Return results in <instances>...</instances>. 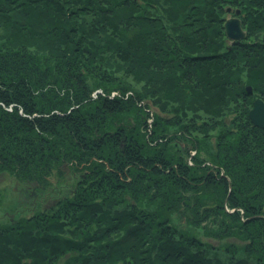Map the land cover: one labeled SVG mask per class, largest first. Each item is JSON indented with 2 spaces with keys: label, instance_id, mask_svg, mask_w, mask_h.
Masks as SVG:
<instances>
[{
  "label": "trees",
  "instance_id": "16d2710c",
  "mask_svg": "<svg viewBox=\"0 0 264 264\" xmlns=\"http://www.w3.org/2000/svg\"><path fill=\"white\" fill-rule=\"evenodd\" d=\"M256 97L264 0H0V175L25 203L0 264H264Z\"/></svg>",
  "mask_w": 264,
  "mask_h": 264
},
{
  "label": "rangeland",
  "instance_id": "374dc122",
  "mask_svg": "<svg viewBox=\"0 0 264 264\" xmlns=\"http://www.w3.org/2000/svg\"><path fill=\"white\" fill-rule=\"evenodd\" d=\"M223 10L226 12V15H227L226 16L227 18H225V21L228 19H231V18H237V15L239 14V12H237L239 10L238 8L233 9L232 7L228 6V7L224 8ZM239 23H240L241 29L244 31V29L242 28L240 20H239ZM223 26H224V23H223ZM230 42H232V41H230ZM56 49L61 51V50L65 49V46L64 47H63V45H60L59 47L56 46ZM26 51L33 52L34 50L31 47H29L28 50L26 48ZM86 81H87L88 89L90 90L89 96L92 98V100L97 98V94L103 93V86H101L102 83H100L97 80L94 81L93 79H87V78H86ZM246 86H249L251 88V93H247V94L252 95L253 94V91H252L253 87L250 84H247ZM137 87L139 88L140 85H138ZM108 94H109V97H112L115 94V92H111V94L108 92ZM255 99H260V98H257V97L254 98L252 100V103ZM251 107H252V105H251ZM194 154H195V151H192L190 153V157L187 158V163L189 164L188 165L189 167H191L193 164L191 157ZM75 185H76V181H74V180H69V181H66L64 183L55 184L51 188V189H53V191L51 193H49L48 191L40 192V191H36V189H28V190H26L25 196H29L30 201H33V202H37L40 197H43L45 195L52 196L49 200H46L48 198L44 199V200H46L45 203L47 205H49V204H53L55 202V200L58 199V197H60L62 194L68 195L69 191H70V193H72V191L75 190ZM17 188H18V186L14 183H11V181L9 180V178L6 175H0V227H8L10 220L13 221V217H15L17 214V212L15 211L16 206H18L20 204H23V205L25 204V203H22V202H24V200L22 197L19 196V194L17 192ZM55 190H59L61 193L55 194V192H54ZM118 209L120 210V207ZM20 214H23V213H20ZM171 226H173L174 228H177L179 230L187 229L188 231H191V228H189L190 226L185 225L184 219H180V217H178L176 215V213L171 214ZM206 239L207 238L203 237V240H206ZM207 241H209V240H207ZM62 260H63V257L62 258L60 257L59 261L62 262Z\"/></svg>",
  "mask_w": 264,
  "mask_h": 264
},
{
  "label": "water",
  "instance_id": "95a60500",
  "mask_svg": "<svg viewBox=\"0 0 264 264\" xmlns=\"http://www.w3.org/2000/svg\"><path fill=\"white\" fill-rule=\"evenodd\" d=\"M223 27L227 38L232 42L239 41L244 37V32L237 18L226 20ZM245 89L247 93H251L249 86H246ZM248 117L255 127L264 129V103L262 100L255 99L253 101Z\"/></svg>",
  "mask_w": 264,
  "mask_h": 264
},
{
  "label": "bare ground",
  "instance_id": "6f19581e",
  "mask_svg": "<svg viewBox=\"0 0 264 264\" xmlns=\"http://www.w3.org/2000/svg\"><path fill=\"white\" fill-rule=\"evenodd\" d=\"M237 12H239V10H238ZM225 18H227V17L225 16ZM237 19L240 20L238 17H237ZM224 23H225V22H224ZM243 32H244V31H243ZM224 33H225V31H224ZM225 36H226V33H225ZM225 39L227 40L228 43L231 44V42H230V40L227 38V36L225 37Z\"/></svg>",
  "mask_w": 264,
  "mask_h": 264
}]
</instances>
